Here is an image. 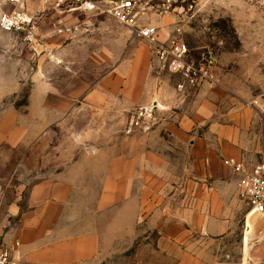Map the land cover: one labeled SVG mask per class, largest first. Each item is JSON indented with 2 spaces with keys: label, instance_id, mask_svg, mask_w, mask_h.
Wrapping results in <instances>:
<instances>
[{
  "label": "crops",
  "instance_id": "1",
  "mask_svg": "<svg viewBox=\"0 0 264 264\" xmlns=\"http://www.w3.org/2000/svg\"><path fill=\"white\" fill-rule=\"evenodd\" d=\"M153 21L160 27V39L173 34L166 15ZM111 36L115 37L109 35L108 44L101 46L92 39L68 41L64 49L71 51L60 52L65 55L59 58L62 63L46 65L41 59L30 74L27 103L8 106L0 114V224L10 217L17 220L8 244L19 242L17 255L22 264H102L118 254V242L131 244L138 235L143 204L159 177L156 166L162 154L157 151L156 136L160 135L137 131L108 141L104 136L117 127L121 108L166 102L150 46L138 38L124 42L131 49L130 57L118 59L116 37ZM86 64L96 67V73L102 69L92 87H86ZM58 71L65 78L60 87ZM20 80V74L6 78L0 69V100L17 94L19 85L14 82ZM156 124V129L167 127L174 133L177 129L170 121ZM54 130L67 138L53 143ZM66 143L80 150L60 153L61 164L54 166L52 150ZM42 144L43 155L37 153ZM27 155L34 166L24 169ZM36 173L40 179L31 182ZM15 175L20 181L9 186ZM214 180L206 184L204 206L198 212L192 205L189 217L194 231L192 226H197L200 217L202 233L208 237L223 235L234 224L227 211V188L223 181ZM11 187L9 199L6 193ZM248 214L245 244L252 233L259 237V245L244 252L245 257L252 264H264V214ZM253 216L258 225L251 223Z\"/></svg>",
  "mask_w": 264,
  "mask_h": 264
},
{
  "label": "rangeland",
  "instance_id": "2",
  "mask_svg": "<svg viewBox=\"0 0 264 264\" xmlns=\"http://www.w3.org/2000/svg\"><path fill=\"white\" fill-rule=\"evenodd\" d=\"M194 1L196 17L192 21L180 25L179 16L167 14L168 26L174 35L176 28L181 27V35L188 43L192 57L200 59L211 54L215 60L214 79L197 87L178 90L176 85L180 77L159 71L163 85L161 93L166 103L157 104L154 121H170L177 129L175 133L167 127L156 129L158 123H155L148 131H142L143 134L156 131L160 135L156 136L157 151L162 154V161L156 166L158 181L143 204L144 214L132 245L125 240L118 242V254L102 264H252L244 252H252L259 245V237L252 233L245 244L250 216L238 185L239 177L225 160L235 158L250 165L264 156V0ZM26 2L31 12L41 15L38 45L33 48L17 33L0 29V69L6 78L13 74L21 77L20 81L14 82L19 85V92L0 100V114L8 106L27 103L30 74L41 59L46 65L62 63L59 58L65 55L60 52L65 50L68 41L77 43L92 39L101 46L108 44L109 35H114L116 38H111L116 39L118 59L130 57L131 49L124 42L138 41L124 25L108 15L62 12L50 4L43 5L40 0ZM155 17L158 18L149 4L143 18H148L154 25ZM70 51L65 50V54ZM95 69L85 65L86 87L94 86L101 76L102 69L97 73ZM63 75L58 71V87L65 80ZM130 110L121 108L123 115L115 122L117 127L110 135L105 134L104 141L130 135L125 132ZM66 138L64 132L54 130L52 134L53 143ZM79 148L76 150L68 143L54 147L53 165L61 164L60 153L79 151ZM44 149L42 144L37 153L43 155ZM24 162V169L34 166L28 155ZM38 179L36 173L31 182ZM213 179L223 181L227 188V211L231 212L234 224L225 234L208 237L202 233L200 217L197 226H192L196 231L190 228L189 217L194 210L192 205L197 206L198 212L204 206L208 198L206 184ZM19 181V176L15 175L8 185H16ZM12 189L6 193L9 199ZM25 196L23 190L22 200ZM251 223L259 224L256 216L251 218ZM16 225L17 220L12 217L6 224H0V244H8Z\"/></svg>",
  "mask_w": 264,
  "mask_h": 264
},
{
  "label": "built area",
  "instance_id": "3",
  "mask_svg": "<svg viewBox=\"0 0 264 264\" xmlns=\"http://www.w3.org/2000/svg\"><path fill=\"white\" fill-rule=\"evenodd\" d=\"M27 0H0V29L17 33L23 42L31 47L38 45L41 15L31 12ZM54 9L66 12H84L95 15H108L128 28L131 34L150 46L152 62L157 71H167L178 75L176 88L197 87L214 79L215 60L211 54L206 58L192 57L191 49L182 37L181 27L176 35L159 38V27L148 22L145 16L147 6L152 7L153 15L162 17L176 14L178 23L185 24L196 17L194 0H40ZM149 2H153L149 3ZM153 5V6H152ZM157 104L137 106L130 110L125 127L127 134L148 131L155 125ZM149 126L144 129L145 126ZM225 164L238 175V185L248 213L264 214V156L253 164L229 158ZM18 241L0 244V264H22L17 255Z\"/></svg>",
  "mask_w": 264,
  "mask_h": 264
},
{
  "label": "water",
  "instance_id": "4",
  "mask_svg": "<svg viewBox=\"0 0 264 264\" xmlns=\"http://www.w3.org/2000/svg\"><path fill=\"white\" fill-rule=\"evenodd\" d=\"M153 104L156 105L157 103H156V102H155V103L153 102ZM148 127H149V126L147 125V126L144 127V129H146V128H148Z\"/></svg>",
  "mask_w": 264,
  "mask_h": 264
}]
</instances>
